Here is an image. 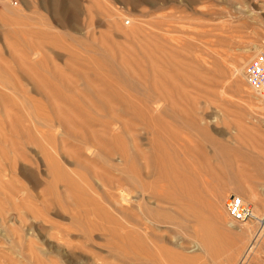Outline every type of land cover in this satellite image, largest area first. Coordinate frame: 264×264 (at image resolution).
Segmentation results:
<instances>
[{
    "label": "rangeland",
    "instance_id": "obj_1",
    "mask_svg": "<svg viewBox=\"0 0 264 264\" xmlns=\"http://www.w3.org/2000/svg\"><path fill=\"white\" fill-rule=\"evenodd\" d=\"M263 46L264 0H0V264H264Z\"/></svg>",
    "mask_w": 264,
    "mask_h": 264
},
{
    "label": "built area",
    "instance_id": "obj_2",
    "mask_svg": "<svg viewBox=\"0 0 264 264\" xmlns=\"http://www.w3.org/2000/svg\"><path fill=\"white\" fill-rule=\"evenodd\" d=\"M247 84L252 87L264 102V46L243 69ZM226 213L234 221H244L250 216V209L240 197L229 195L225 204Z\"/></svg>",
    "mask_w": 264,
    "mask_h": 264
},
{
    "label": "bare ground",
    "instance_id": "obj_3",
    "mask_svg": "<svg viewBox=\"0 0 264 264\" xmlns=\"http://www.w3.org/2000/svg\"><path fill=\"white\" fill-rule=\"evenodd\" d=\"M183 45H184V44H183ZM183 45H182V46H183ZM186 46H187V45H186ZM186 46H184V47H186ZM184 47H183V48H184ZM187 48H189V47L187 46ZM185 49H186V48H184V50H185ZM189 49H190V48H189ZM182 50H183V49H182ZM186 51H187V50H186ZM254 53H255V52H254ZM256 55H257V54H256ZM247 85H248V84H247ZM248 86H249V85H248ZM249 87H250V86H249ZM250 88H252V87H250ZM262 106H263V105H262ZM53 161H54V160H53ZM186 168H187V167H186ZM187 169H188V168H187ZM184 170H185V169H184ZM53 171H54V170H53ZM57 171H58V170H57ZM192 171H193V170H192ZM196 173H197V172H196ZM183 176H184V175H183ZM190 179H191V178H190ZM187 180H188V179H187ZM187 180H186V181H187ZM184 182H185V181H184ZM190 183H191V182H190ZM183 185H184V184H183ZM122 190H123V189H122ZM190 193H191V192H190ZM191 194H192V193H191ZM187 199H188V198H187ZM240 199H241V198H240ZM241 201H242L243 204H245V203L243 202L242 199H241ZM226 203H227V202H226ZM253 203H254V202H253ZM245 205H246V204H245ZM248 207H249V206H248ZM249 209H250V207H249ZM254 211H255V210H254ZM250 216L252 217V212H251V210H250ZM244 221H245V220H244ZM237 222H239V221H237ZM124 224H125V223H124ZM245 226H246V225H245ZM91 227H92V226H91ZM133 227H134V226H133ZM112 229H113V228H112ZM124 229H125V228H124ZM232 229H233V228H232ZM234 229H236V227H235ZM234 229H233V230H234ZM121 231H122V230H121ZM129 231H131V230L129 229ZM134 234H135V233H134ZM144 236H145V235H144ZM137 240H138V239H137ZM145 241H146V240H145ZM150 241H151V240H148L147 242H149V244H150ZM130 242H132V241H130ZM130 244H131V243H130ZM137 245H138V244H137ZM145 245H146V244H145ZM145 245H144V246H145ZM151 245H152V244H151ZM135 246H136V245H135ZM131 247H132V246H131ZM152 247H153V246H152ZM136 248H137V247H136ZM141 248H142V245H141ZM147 248H148V247H147ZM131 249H132V248H131ZM161 250H162V249H161ZM132 251H133V250H132ZM150 252H151V251H150ZM158 252H160V251H158ZM143 253H144V252H143ZM154 255H155V254H154ZM158 255H159V254H158ZM151 256H152V255H151ZM160 256H161V255H160ZM156 257H157V256H156ZM148 258H149V257H148Z\"/></svg>",
    "mask_w": 264,
    "mask_h": 264
}]
</instances>
